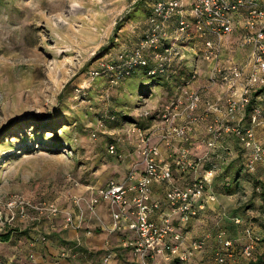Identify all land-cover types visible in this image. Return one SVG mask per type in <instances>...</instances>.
<instances>
[{
    "label": "rangeland",
    "instance_id": "374dc122",
    "mask_svg": "<svg viewBox=\"0 0 264 264\" xmlns=\"http://www.w3.org/2000/svg\"><path fill=\"white\" fill-rule=\"evenodd\" d=\"M147 2L132 6L129 0H0V235L9 234L7 242H0V264H8V257L16 253L17 260L31 262L33 255L26 248L31 242L50 253L54 264L60 260L104 264L103 257L112 251L115 256L107 264H140L138 257L120 250L118 239L105 225H95L97 220L88 222L84 213L82 223L89 227L84 234L81 229L66 231L61 214L51 218L46 207L54 204L75 215L77 196L84 187L111 178L120 182L140 161L136 148L143 126L152 128L160 122L158 111L170 96L166 90L151 87L150 96L138 97L127 91L130 80L119 81L114 69H109L117 59L125 66L121 57L139 42ZM236 38L227 39L223 58L243 64L245 53L236 48ZM186 58L189 69H197L198 83L208 86L207 64L190 54ZM93 71H100L97 78H91ZM211 88L208 99L223 96L221 84ZM253 102L259 103L256 97ZM144 112L154 119L145 120ZM215 117L226 121L222 112ZM245 122L248 125L249 118ZM198 130L200 141H189L190 154L202 163L212 161L215 200L203 217L195 219L187 237L203 240L204 246L192 263L165 262L157 256L147 264H219L216 254L222 252V239H231L234 248L224 264H264L263 164L249 171L250 154L245 150L224 169L207 157L208 149L201 141L204 128ZM153 138L150 143L156 145ZM255 138L264 156V120L256 127ZM111 144L116 154H109ZM178 181L179 186L185 185ZM13 197L40 210L27 208V217L20 219L14 209L5 207ZM102 215L108 222V213ZM248 228L254 230L256 241L246 233ZM86 231L92 236L86 237ZM43 237L44 242L35 241ZM250 243L253 258L248 260L241 252ZM76 244L71 257L60 258L61 250Z\"/></svg>",
    "mask_w": 264,
    "mask_h": 264
},
{
    "label": "built area",
    "instance_id": "2783aa9c",
    "mask_svg": "<svg viewBox=\"0 0 264 264\" xmlns=\"http://www.w3.org/2000/svg\"><path fill=\"white\" fill-rule=\"evenodd\" d=\"M140 1L129 0L132 6ZM233 35L237 37L236 48L245 53L243 64L223 58L227 39ZM195 45V52H185ZM149 52L154 54L158 61L156 69L160 70L164 65L185 62L188 54L201 58L208 67V86L199 85L197 69L191 68L190 81L174 91L160 112V122L152 125L149 132L139 134V163L132 165L120 182L111 178L101 185L84 187L94 192L85 201V210L95 216L97 206L106 203L110 225L105 229L115 234L119 248L134 259L138 257L140 264L155 261L157 256L165 262H184L194 258L204 246L201 239H188L189 222L197 211L215 200L211 192L214 168L200 170L202 159L191 157L187 139L202 126L208 137L206 148L211 150L224 135L232 134L249 151L248 170L253 171L258 163L264 167L263 150L255 138V129L264 120V0H156L149 8L139 42L121 58L128 68L143 66ZM154 72L155 69L151 73ZM90 74L92 79L99 75L95 71ZM218 84L223 86L224 94L211 101L206 93ZM254 97L259 103H252ZM249 107V124L245 126L244 112ZM218 112L224 114L226 121L215 117ZM154 128L157 133H153ZM152 137L156 145L150 143ZM172 144L175 149L168 150ZM108 152L116 153L114 145L109 146ZM174 173H189L192 177L179 186L174 184ZM154 184L165 185L162 200L154 198ZM80 201L81 198L75 204ZM5 207L9 211L14 209L20 219L27 217V208L40 210L16 197ZM46 211L51 218L61 214L63 229H81L85 211L79 209L74 216L54 204H49ZM246 233L249 234L248 229ZM85 236H92V232L86 231ZM220 244L221 250L230 252L231 241L222 239ZM78 246L61 250L60 258H69ZM253 249V243L245 244L242 256L252 259ZM114 256L113 251L106 253L103 263ZM216 260L219 264L226 261L220 253Z\"/></svg>",
    "mask_w": 264,
    "mask_h": 264
},
{
    "label": "trees",
    "instance_id": "16d2710c",
    "mask_svg": "<svg viewBox=\"0 0 264 264\" xmlns=\"http://www.w3.org/2000/svg\"><path fill=\"white\" fill-rule=\"evenodd\" d=\"M143 1H148L147 5L150 8V6L156 0H141L136 5L141 4ZM148 16H149V9H147L146 20H147ZM145 28H146V23H145V25L143 27V30H142V33H141V37H142V34H143ZM128 51H126V52H128ZM145 56H146L145 57V60H146V64L145 65L136 66V67H129V68L124 66L122 61L120 62V61H118V59L114 61V59H113L114 62L110 63V66H111L110 70L114 69L115 73H117L115 75V78H117L119 81L126 80V79L130 80L131 84H129V82L127 83V89H128L127 91L130 92V94H134L135 93L136 96H138V97H145L146 94L150 96L152 94L150 92V88L151 87L165 89L166 93L168 95H170V96H168L165 99V102H163L161 104L160 109L162 110L163 107L168 103V101L173 97L174 91L176 89H178L180 86H182L183 84H185L187 81H190V79H191L190 77H191V73L192 72L189 69V67L187 66V64L184 63V62L180 63V64L172 63L169 66L164 65L163 69H161V70L160 69H156L158 61L155 58L154 54L149 52V53H146ZM122 60H124V59H122ZM154 69H155V72L151 73ZM95 72H98V74H100V71H95ZM150 84H152L154 86H152ZM135 86H137V87L135 88ZM123 92L124 91H122V93ZM252 103H254V102L252 101ZM161 110L158 111V112L160 113ZM250 112H251L250 107L244 112V124H245V126H247L245 121H247V119L249 118ZM198 113L201 114L202 112L199 111ZM156 115H158V114H155V116ZM143 117H145V120H149V121L154 119L151 114H148L147 116H143ZM110 118L112 120H114V116L113 115L110 116ZM150 129H151V127H148L147 129H145V127L143 126V128H142L143 132L146 130V133L149 132ZM207 138L208 137L203 135V139L201 141L203 142L204 145H205V141H206ZM198 140L199 139L197 138L194 141H198ZM189 141H190V139H187V141H186L188 147L191 144ZM234 145L238 146V148L234 149V147H235ZM244 151H245V149L241 146V144L239 143L238 139L232 134H227V135H224L218 141V143H217L215 148H213L211 150H208L207 157L209 156L214 161H217L220 164V166L222 165L223 168L225 169L231 163H233L237 158H239L238 154H241V156H242ZM191 157L194 158V159L200 158V157H195L193 155H191ZM211 163H212V161L211 162L210 161L209 162L206 161V162L202 163L201 167H200V170L201 171L208 170L210 167L214 168L213 165H210ZM173 176H174L173 177L174 184H176V185H178V183H179L178 180H182V182L184 184H186L192 177L189 173H174ZM215 176H216V172L214 174V177H213V180H212V183H211V192H212V187H213ZM188 177H190V178H188ZM262 200L264 201V197H263ZM205 210H206V206L202 210L197 211L196 215L194 217H192L191 220L203 217L202 215L205 213ZM188 229H189V227H188ZM248 231H249L250 235L253 238H256L255 235H254V232H253L254 230L253 229L248 228ZM8 240H9V234L0 235V242L4 243V242H7ZM226 240H229V239H226ZM35 241L36 242H39V241L40 242H44L45 238H44V240H42V238L41 239L37 238ZM69 249H71V248H69ZM120 250L123 251V252H128V251H125V250H122V249H120ZM233 252H234V248L232 246L230 252L222 250L221 254L223 256H225V259H226L227 255L228 254L233 255ZM172 262L175 263L177 261L173 260V261H171V263ZM250 264H252V263H250Z\"/></svg>",
    "mask_w": 264,
    "mask_h": 264
},
{
    "label": "crops",
    "instance_id": "0c3cea01",
    "mask_svg": "<svg viewBox=\"0 0 264 264\" xmlns=\"http://www.w3.org/2000/svg\"><path fill=\"white\" fill-rule=\"evenodd\" d=\"M199 85H200V82H199ZM201 86V85H200ZM211 94V93H213V91H212V89L211 90H209V91H207V95L208 94ZM155 126V125H154ZM203 128V127H202ZM200 131V130H199ZM198 130L196 131V133H195V135H193V137H191V138H189L191 141L194 139V140H196L197 139V135H200L201 133L199 132ZM193 140V141H194ZM188 178H190V177H188ZM105 183V182H104ZM153 190H154V198L155 199H159V200H162L163 199V191L165 190V185H163V184H154L153 185ZM94 195V192H91V191H86L84 188L81 190V192L79 193V196H77L79 199L81 198V201H80V203H79V205H76L77 207H76V214L74 215V216H77V214H78V212H79V209L81 210V211H85L84 213H85V215H87L86 216V219L88 220V222L90 221V220H97L96 221V226H98V227H100L98 224H102V226L103 225H105V227L107 226H109L110 225V217H109V213H108V210H107V204L106 203H101V204H99L98 206H97V209H96V215L95 216H92V215H90V214H88L87 212H86V210H85V201L86 200H88V199H90L92 196ZM210 204H207L206 205V208L209 206ZM79 208V209H78ZM75 210V209H74ZM74 210H73V212H74ZM102 211V212H100V211ZM69 212V211H68ZM106 212L108 213V222H106L102 217H103V215L101 216V213H105L106 214ZM72 213V212H71ZM74 214V213H73ZM194 221H195V219H192L191 221H190V223H189V229L194 225L193 223H194ZM98 223V224H97ZM85 228H89L88 227V225H87V223H82V225H81V232H83V230L85 229ZM105 229V228H104ZM188 229V230H189ZM86 230V229H85ZM68 231V230H67ZM82 234H84V232L82 233ZM116 236V235H115ZM118 239V237L116 236V239L115 240H117ZM117 244H118V242H117ZM46 247V249H48L49 250V252H52V253H54V251H52L51 249H49L48 248V246H45ZM27 248V253H28V255H33V258H32V260H31V262H29L28 260H27V262H23L21 259H19V260H17L16 259V254L15 255H13V256H10V257H8L9 259H8V264H10L11 262H15L16 264H54V262H53V259L51 258V255H50V253H48L44 248H42V247H39V245H37L36 243H34V242H31L30 244H29V247H26ZM21 255V252H19L18 253V255ZM198 254H200L199 252H196L195 253V257L194 258H192V259H190L189 261H191V263L192 262H195L196 261V259H197V256H198ZM26 257V256H25ZM194 260V261H193ZM59 261V260H58ZM188 261V262H189ZM150 262H153V261H150ZM55 264H70V263H67V262H65V261H62V260H60L59 262H56Z\"/></svg>",
    "mask_w": 264,
    "mask_h": 264
}]
</instances>
